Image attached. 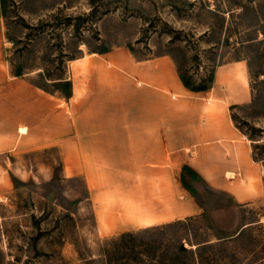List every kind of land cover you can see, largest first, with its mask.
Wrapping results in <instances>:
<instances>
[{
	"label": "rangeland",
	"instance_id": "1",
	"mask_svg": "<svg viewBox=\"0 0 264 264\" xmlns=\"http://www.w3.org/2000/svg\"><path fill=\"white\" fill-rule=\"evenodd\" d=\"M1 2L0 66L7 95L16 89L24 108L31 101L21 86L32 84L55 104V115L65 112L78 128L79 87L91 66L124 71L168 54L183 82L207 88L189 96H205L215 112H222L218 102H230L238 140L259 166L262 194L237 202L234 194L256 188L254 176L240 172L234 191H194L208 206L199 215L105 235L95 203L110 208L118 197L92 199L84 176L63 168L59 140L26 144L32 131L25 123L0 156V264H264V0ZM14 107L8 101V114ZM52 126H62L58 115Z\"/></svg>",
	"mask_w": 264,
	"mask_h": 264
},
{
	"label": "crops",
	"instance_id": "2",
	"mask_svg": "<svg viewBox=\"0 0 264 264\" xmlns=\"http://www.w3.org/2000/svg\"><path fill=\"white\" fill-rule=\"evenodd\" d=\"M4 31L0 0V64ZM123 68L91 66L89 79L79 87L84 92L76 106L78 128L72 129L63 111L57 114L62 126H52L57 118L55 104L32 84L21 86L30 108L19 103L16 89L14 96H8L0 66V156L25 123L32 131L26 144L34 143V138L58 139L63 168L84 176L92 199L103 193L118 197L110 208L95 203L98 226L105 235L199 215L208 206L196 201L194 191L204 185L220 194L234 191L240 172L247 178L254 176L256 188L234 194L236 201L261 196V172L248 145L238 140L230 102H218L222 112H215L205 96H189L207 91L188 89L168 54ZM13 100L15 107L8 114V101ZM67 102L71 104L70 98ZM40 103L46 113H39ZM26 130L21 127V133Z\"/></svg>",
	"mask_w": 264,
	"mask_h": 264
},
{
	"label": "trees",
	"instance_id": "3",
	"mask_svg": "<svg viewBox=\"0 0 264 264\" xmlns=\"http://www.w3.org/2000/svg\"><path fill=\"white\" fill-rule=\"evenodd\" d=\"M184 84L185 86L190 89V90H193V91H204V90H207L206 87H192L190 86L187 82L184 81Z\"/></svg>",
	"mask_w": 264,
	"mask_h": 264
}]
</instances>
